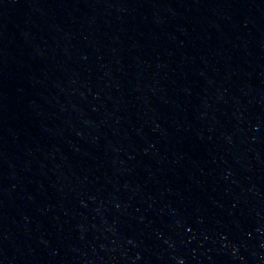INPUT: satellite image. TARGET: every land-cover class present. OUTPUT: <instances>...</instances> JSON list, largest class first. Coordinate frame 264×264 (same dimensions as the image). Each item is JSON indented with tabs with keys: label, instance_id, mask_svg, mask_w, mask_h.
I'll use <instances>...</instances> for the list:
<instances>
[{
	"label": "water",
	"instance_id": "obj_1",
	"mask_svg": "<svg viewBox=\"0 0 264 264\" xmlns=\"http://www.w3.org/2000/svg\"><path fill=\"white\" fill-rule=\"evenodd\" d=\"M0 264H264V0H0Z\"/></svg>",
	"mask_w": 264,
	"mask_h": 264
}]
</instances>
